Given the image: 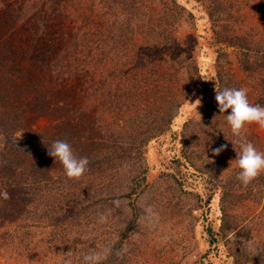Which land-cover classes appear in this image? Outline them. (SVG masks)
I'll list each match as a JSON object with an SVG mask.
<instances>
[{
	"label": "rangeland",
	"instance_id": "rangeland-1",
	"mask_svg": "<svg viewBox=\"0 0 264 264\" xmlns=\"http://www.w3.org/2000/svg\"><path fill=\"white\" fill-rule=\"evenodd\" d=\"M34 1L6 0L1 4L0 7L6 10L7 16L6 21L1 24L3 33H1L0 47H2L1 41L11 40L18 45L19 40H26L24 44L26 51L29 52L27 40L33 38L29 31L25 30L26 19L29 17L24 13L31 8ZM241 2L243 5L241 11L244 14L249 15L250 12L254 14L249 15L240 25L232 24L234 31H245L251 26L259 30L264 29V4L260 0H250L248 5L246 2ZM58 3L64 10L61 35L58 38L59 45L60 47L70 45L67 49L74 54L73 58L77 57L81 63L87 64L85 69L88 68L86 71L92 75V79L86 85L82 79L84 85L77 87L78 93L73 98L69 94L62 95L66 90L71 91L74 87L72 81L77 78L73 79V74L62 78L61 84L53 82L49 87L45 75L39 72L43 64L30 65L34 75L41 76L42 82L44 81L41 88L37 87L36 91L42 92L43 87L54 90L52 95L48 92L49 94L42 98L43 111L51 106L52 109L49 111L53 118L42 116L35 119L32 117L34 112L28 111L31 109L29 103L22 101L21 104L19 99H16V102L14 100L8 102L11 104L12 101L16 110L22 113L21 119L34 118L33 121L37 124V132H39L37 136L47 145L41 146L40 150L43 152H48L47 147L51 146L53 140L68 139L71 133L75 134V138L79 141L80 148L73 147L78 156H86L88 151L89 159L97 160L103 153L98 149L91 151L89 146L93 144L100 149L107 147L109 151L105 156H109L111 164L115 166L103 173H95L94 169L88 168L80 179H71L64 174L59 162H55L51 156H44L46 165L49 167L53 165L54 169L48 174L49 168H46L48 172L42 176L49 178V181L45 182L48 184L42 191L35 193V199L33 194L32 201L26 203L30 212L36 214L40 203L48 207L49 200L53 199L59 207L57 210L59 215L74 214L75 216V212H80L81 218L86 217L78 223L71 221L76 225V234L73 236L82 242H99L94 250L102 253V259L114 248L112 251L117 256L111 257L113 264H264V217L261 216L264 194L259 200L258 187L254 185V180L257 178L246 187L237 178L236 172L239 168L234 160L235 149L238 150L239 145L225 120L203 106L184 104L185 106L180 109L178 118L190 119L183 134L187 142L184 150L187 149L194 155L193 167L187 166L180 161L181 159H175L176 147L169 149L168 157L160 156L157 149H153L154 141L147 150L144 147L142 156L131 155L124 159H111L116 147L121 150L133 148L140 143L139 139L135 140L130 136L133 131L137 134L151 127L152 133H156L157 126L162 124L160 118L168 103L182 101L192 89L195 93L196 87L192 88L185 70L181 73L179 81L168 82L167 77L156 81L155 79H158L156 74L149 76L146 81L143 79L144 65L142 56L138 55V47L131 44L122 46L120 40L123 35L120 37L116 32L118 26L107 25L109 21L124 20L125 13L120 12L118 3L114 4L110 0H59ZM164 4L161 0H147L136 10L131 23L136 26V20L148 11L149 7L154 8L155 15L159 10L160 15L167 13ZM85 16L88 19L84 18ZM101 23L104 24L105 32L100 36L97 30ZM187 23H189L188 18L181 19L180 33L186 30ZM110 27L113 29L111 32H109ZM135 40L140 45L143 42L139 36ZM76 44L79 45V50H76ZM88 51H91V55H87ZM102 52L105 55H102ZM172 53L167 55V60L161 55L156 56L158 65H161L165 71L168 70L167 65L173 63L170 59ZM127 68L132 69L133 72L126 71ZM243 77L240 75L238 78L242 80ZM153 80L158 82V92L161 91L157 94H151L154 91L150 88ZM102 81H105L106 92H112L111 102L117 104V107L121 105V109L114 108L113 103L101 104L100 96L106 99L105 90L102 92L100 88ZM246 84L249 85L250 81L243 83V87L248 92L250 87ZM165 90L170 92L161 95ZM252 97L253 93L249 99ZM60 98L63 99L64 109H53V105L56 104L54 101L57 102ZM5 100L8 99L0 97V111ZM117 113L120 114L119 117ZM118 118L124 123L119 124ZM255 126L256 124L249 125L244 132L246 139L253 144L257 141L250 133ZM256 127L257 135L264 139V128L258 125ZM2 129L3 126L0 127V131ZM4 129L5 134L0 136L1 148L7 147V152H12L11 150L15 148L27 151L26 154L29 153V156H21L18 162L19 165L30 166L27 178L33 181V176L40 175V172H34L33 160L43 157L37 154L39 151L36 152L38 146L25 150L28 144L20 146L15 139L18 136H12V129L10 127L6 129L5 126ZM181 130L182 128L179 134ZM9 136L11 139H8ZM143 137L144 134L139 135V138ZM22 138L24 136H19V141ZM221 145L226 147L219 154H215L213 149ZM12 161L13 164H17L15 158ZM201 170L203 172H200ZM3 173L8 174L4 170ZM213 174L218 175L217 184L227 190L229 183H236L231 189V194L241 196L238 203L230 204L228 201L224 203L227 218L238 223V229L230 231L227 236L221 233L224 214L221 208V193L219 190L215 192L211 190L208 177ZM10 176L12 179L18 178L16 172ZM102 176L106 177V185H100L96 179V187H93L91 181L95 177L102 180ZM133 178H137L134 184ZM133 187H136L135 193L130 196ZM100 191L112 199L103 208H101L102 203L86 211L83 210ZM210 191L213 194H210ZM15 207L20 211L19 205ZM96 217L103 219L100 221ZM17 222L11 223L9 227H13ZM31 222V231L34 235L31 241H28L30 245L28 250L24 249V246L2 240L0 236V264H49L52 260L49 256L56 252L48 246L52 225L48 223L47 218L42 222H36L37 225L34 220ZM130 224L132 227L128 229ZM241 227L244 229L238 233ZM1 231L2 229L0 233ZM259 255L261 259L258 260L255 257Z\"/></svg>",
	"mask_w": 264,
	"mask_h": 264
},
{
	"label": "trees",
	"instance_id": "trees-1",
	"mask_svg": "<svg viewBox=\"0 0 264 264\" xmlns=\"http://www.w3.org/2000/svg\"><path fill=\"white\" fill-rule=\"evenodd\" d=\"M58 1L35 0L30 6L31 8H29L30 12L29 9L25 10L26 13L24 15L27 14L29 17L26 19L27 27L25 30L29 31L30 36L33 38L27 40L29 44L28 42L26 43L29 45V52L26 51L27 48L24 44L26 40H19L18 45H15L11 40L1 41L0 97L8 100H5L3 109L0 111L2 112L0 113V122L1 126H3L0 136L2 137L6 132L4 126L6 129L10 127L12 129V136H24L21 141H19L18 137H14L18 140L20 146H25L27 143L28 147L25 150L38 146L36 152L39 151L37 154L43 157L35 158L33 160L35 163L32 164L34 172H40V175L33 176V181L28 180L30 166L19 165L18 161L21 159V156H29V153L26 154L27 151L16 150L15 148L11 150L12 152H7V147L1 148L2 141H0V229H2L0 236L2 240L11 242L10 244L15 243L21 247L24 246V249L28 250L30 247L28 241H31V237L34 235L31 231V220H34L36 223L42 222L47 218L48 223L53 227L48 246L56 250L54 254L52 253L49 256L52 257L49 264H84L83 256L91 251H96L94 249L99 244V242L94 241L92 243L82 242L79 238L73 236V234H76V225L72 222L78 223L82 219L84 220L86 216L81 218L80 212H75V216H73L74 214L72 216L70 214L65 216L59 215V211H57L59 207L55 204L54 199L49 200L48 207H44L45 205L40 203L36 214H32L30 208L27 207L28 205H26V203L28 204L32 201L31 197L33 194L35 199V193L42 191L48 184L45 182H48L49 178L42 176L48 172L46 168H49L48 174H51L52 169H54L53 165L49 167L45 163L46 159L44 156L50 155L48 152L40 150L41 146L45 147L47 145L39 140L37 136L39 135L37 124L33 121L34 118L42 116L53 118L49 111V109H52L51 106H48L43 111L44 105L42 103H44V99L42 98L48 95V92L52 95L54 90L43 87L42 92L36 91L37 87L41 88V84L44 81L42 82L41 76L34 75L30 69V65L43 64L39 72L45 75V80L49 87L53 85V82L61 84L62 78L73 74V79L77 78L72 81L74 87L71 88V91L66 90L62 94H69L73 98L78 93L77 87L84 85L82 79H84L85 85L89 84L90 79H92V75L86 71L88 68L85 69L87 64L81 63V60L77 59V57L73 58L74 54L70 49H67L70 45L67 44L61 47L59 45L58 38L61 35L62 13L64 10ZM110 1L114 4H119L120 12L125 13V17L121 22L109 21L107 25H111L112 27L118 26L116 32L119 33L120 37L123 35L120 40L122 46L131 44L138 47V55L142 56V64L144 65V80L146 81L149 76L156 74L158 76V79H155L156 81L166 77L168 82L179 81L181 73L185 70L186 77L190 81L192 88L196 87L195 93H193L192 89L182 101L168 103L166 110L160 118L162 124L157 126L156 133H152L153 129L151 127L146 128L141 133L136 134L134 131L131 134L129 133L132 139H139L140 143L137 146H133V148H123L120 150L116 147L111 159L119 160L124 159L126 156L131 157V155L142 156L144 150H147L152 145V141H154L155 148L153 149H157L160 156L168 157L169 149L176 147L177 150L174 153L175 159H181L180 161L184 162L187 166L193 167V153L188 152L187 149L184 150L187 142L184 139L183 130L187 127L190 119L187 120L186 117L178 118V113L183 106L187 104L203 106L209 109V111H213L222 120H225L226 113L219 112L215 100V91L224 86L243 87V83L249 81L250 84H246L250 87V91L247 92L248 97L252 96L253 93V97L249 101L254 104L264 105V29L259 30L255 26H251L245 31L242 30L243 32H237L232 27V24L238 23L240 25L244 23L249 15L254 14L250 12L248 15L241 11L243 6L241 1L246 2V5H248L250 0H170L169 2L161 0V2L165 3L164 6L167 8V13L160 15L159 10L158 14L155 15L154 8L149 7L150 9L136 20V26L131 23L133 15L147 0ZM5 2L6 0H0V6ZM260 2L264 4V0H260ZM107 3L110 4V2ZM6 16V10L0 7V38L1 33H3L1 24L3 25L6 21ZM84 18L88 19L87 16ZM183 18H188L189 23L186 24V30L180 33L181 19ZM112 27L109 28V32L113 30ZM104 30V24L101 23L97 34L99 33L101 36L105 32ZM137 36L143 40L141 45L136 43L135 38ZM78 47L79 45L76 44V50H79ZM171 52L173 53L170 59L173 63L167 65L168 70L165 71L161 65H158L156 56L161 55V57H164V60H167V55ZM87 55H91V51H88ZM102 55H105V53L102 52ZM126 71L133 72L132 69L128 68ZM240 75L244 76L242 80L238 78ZM155 80L152 81L153 84L150 83V85L152 84L150 88L154 89L151 94H157L159 90L158 82ZM101 83L100 88H102V92L105 90L104 95L106 96V99L102 95L100 96L101 104L104 105L106 102L112 104L113 102L110 99L112 92H106L105 81ZM169 90L163 91L161 95H164V92H170ZM140 93H142L141 90ZM108 94L109 97H107ZM16 99H19L21 104H23L22 101L30 104L31 109L28 111L34 112L33 119L27 117L20 118L22 113L20 114L16 110L12 101L11 104L8 102L9 100L16 102ZM62 100L60 98L57 102L54 101V104H56L53 105V109H64ZM194 102L196 103L193 104ZM51 103L53 102L51 101ZM113 104L114 108H122L121 105L117 107V104ZM15 115L17 116L15 117ZM117 116L119 117L120 114L117 113ZM57 120L59 122V119ZM118 120L119 124L124 123L121 118H118ZM225 123H227L226 120ZM256 126L250 134L257 141L254 145L262 151L264 139L257 135ZM181 128L182 130L179 134ZM25 130L26 132H24ZM140 134H144V137L139 138ZM8 139H11L10 136ZM62 139L68 141L72 147L76 149L80 148L75 134L69 133L68 139ZM89 147L91 151L98 149V151L101 150L103 153L97 160L89 159L88 168L90 170L94 169L95 173H103L109 168H114L115 165L111 164L109 156H105V153L109 151L107 147L100 149L96 148L93 144ZM87 153L88 155L86 156L89 158L90 154L88 151ZM14 158L17 160V164L12 163ZM3 170L8 174L5 175ZM13 172H16L18 178L12 179L10 175ZM200 172L203 171L201 170ZM217 176V174H213L208 177L211 183V190L213 189V192L219 190L221 193V208L224 213L222 215L221 233L223 236H227L230 231L238 229V223L227 218L224 203H227V201L230 204L238 203L241 196L231 194V189H233L236 183H229L227 190L225 187H220L217 184ZM137 178H133V184L137 182ZM96 179L102 186L107 183L105 181L106 177L102 176V180L95 177L91 181L93 187H96ZM254 185L258 187L259 200H261V196L264 194V173H261L257 177V180H254ZM135 189L136 187H133L132 192L129 193L130 196L135 193ZM213 192L210 191V194H213ZM4 193L7 195L5 196ZM110 199L112 197L104 195L100 191V193L95 195V199L84 206L83 210L86 211L90 207H94L97 204L102 205V203L101 208H103ZM10 205L13 206L10 207ZM15 205H19L22 210H17ZM261 216L264 217V207L262 208ZM102 219L100 218L99 220L101 221ZM13 222L17 223L13 227H9ZM131 227L132 225L130 224L127 228ZM242 229L244 227H241L238 233ZM112 249L105 258H101L99 264H113L111 257L117 255ZM245 254L247 255V252ZM260 257L261 255L255 258L259 260Z\"/></svg>",
	"mask_w": 264,
	"mask_h": 264
},
{
	"label": "clouds",
	"instance_id": "clouds-1",
	"mask_svg": "<svg viewBox=\"0 0 264 264\" xmlns=\"http://www.w3.org/2000/svg\"><path fill=\"white\" fill-rule=\"evenodd\" d=\"M215 100L219 112L226 113L227 125L239 145L238 150L235 149L234 162L239 168L237 178L246 187L264 172V151L259 150L244 135L246 128L251 124L264 128V105L251 103L244 87H221L215 91ZM225 147V145H221L213 149V152L219 154ZM47 150L54 161L60 163L68 178L80 179L87 172L89 158L78 156L68 141L55 139L51 146L47 147ZM4 195L7 194L4 193ZM101 258L102 253L91 251L83 256V261L84 264H99Z\"/></svg>",
	"mask_w": 264,
	"mask_h": 264
}]
</instances>
